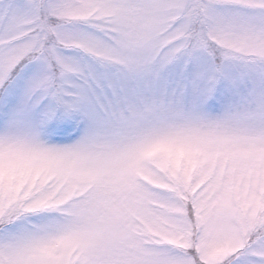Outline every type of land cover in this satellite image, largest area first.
Wrapping results in <instances>:
<instances>
[{"label": "snow or ice", "instance_id": "6c2138e0", "mask_svg": "<svg viewBox=\"0 0 264 264\" xmlns=\"http://www.w3.org/2000/svg\"><path fill=\"white\" fill-rule=\"evenodd\" d=\"M0 264H264V0H0Z\"/></svg>", "mask_w": 264, "mask_h": 264}]
</instances>
